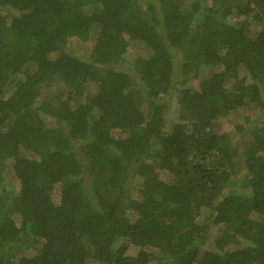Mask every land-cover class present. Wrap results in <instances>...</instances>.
I'll use <instances>...</instances> for the list:
<instances>
[{
	"label": "trees",
	"instance_id": "16d2710c",
	"mask_svg": "<svg viewBox=\"0 0 264 264\" xmlns=\"http://www.w3.org/2000/svg\"><path fill=\"white\" fill-rule=\"evenodd\" d=\"M134 4L0 0V264H264V0Z\"/></svg>",
	"mask_w": 264,
	"mask_h": 264
},
{
	"label": "rangeland",
	"instance_id": "374dc122",
	"mask_svg": "<svg viewBox=\"0 0 264 264\" xmlns=\"http://www.w3.org/2000/svg\"><path fill=\"white\" fill-rule=\"evenodd\" d=\"M134 3H135L134 6L138 9L140 8L142 10V13L145 11L147 0H134ZM247 18L251 19L252 16H247ZM240 19H241V17H239L237 15L230 16L231 21H236V20L239 21ZM250 32H251L250 34H252V35L254 34V32L252 30ZM189 85L198 86V81L196 79H192L189 82ZM143 108L145 110H147V106L145 103L143 104ZM250 109H251V111H253V113L255 114V117H256V115H258V113H259V107L256 104H251ZM253 126H254V128L252 129L250 134L236 133L233 130L232 124H230L228 122L221 124L219 127H217V130L218 131H226V132L232 131L233 132V138L235 139V141L241 146V149L246 150V148L248 146L247 143H249L250 141L253 140L255 133H263L264 134V127H263L262 123L260 122V120L258 119V117L254 119V125ZM252 132H255V133H252ZM263 134H261V135H263ZM245 172H246V170L244 169V167H242L241 170L239 171V173L234 177V179L236 177L238 178V177L244 175ZM163 178L169 180L170 178H172V176L171 175H165ZM51 194L53 195V199L55 200V202H58V196L60 194V186L55 185V187L51 190ZM136 252H137V248L134 247L133 245H129V249L127 251V254H134ZM34 254H35V249H29L24 253L18 254V256L19 257H21L23 255L33 256Z\"/></svg>",
	"mask_w": 264,
	"mask_h": 264
}]
</instances>
